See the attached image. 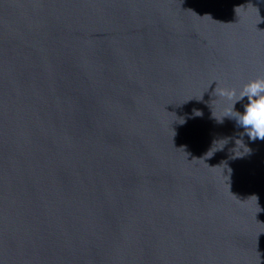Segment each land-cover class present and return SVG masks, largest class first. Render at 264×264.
Returning <instances> with one entry per match:
<instances>
[{"label":"water","instance_id":"1","mask_svg":"<svg viewBox=\"0 0 264 264\" xmlns=\"http://www.w3.org/2000/svg\"><path fill=\"white\" fill-rule=\"evenodd\" d=\"M256 78L264 0H0V264H264Z\"/></svg>","mask_w":264,"mask_h":264},{"label":"clouds","instance_id":"2","mask_svg":"<svg viewBox=\"0 0 264 264\" xmlns=\"http://www.w3.org/2000/svg\"><path fill=\"white\" fill-rule=\"evenodd\" d=\"M215 93L231 102L224 117L234 119L250 140H264V78L248 81L238 94L234 88H216ZM244 98H247L248 103L244 107L243 114L234 111V105ZM195 114L200 115L198 111ZM220 121L222 122V119ZM239 142L242 144L241 141Z\"/></svg>","mask_w":264,"mask_h":264}]
</instances>
